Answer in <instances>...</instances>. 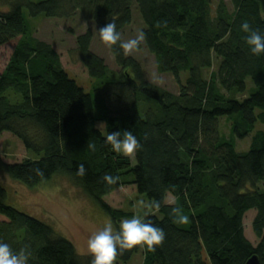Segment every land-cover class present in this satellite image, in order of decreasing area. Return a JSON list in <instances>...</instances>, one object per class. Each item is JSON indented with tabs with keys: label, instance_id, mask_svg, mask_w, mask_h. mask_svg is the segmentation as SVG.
<instances>
[{
	"label": "trees",
	"instance_id": "obj_1",
	"mask_svg": "<svg viewBox=\"0 0 264 264\" xmlns=\"http://www.w3.org/2000/svg\"><path fill=\"white\" fill-rule=\"evenodd\" d=\"M230 1L233 10L224 0H0V47L18 38L0 73V138L9 132L37 155L6 162L0 152V175L30 189L65 176L114 223L135 213L104 198L134 185L152 210L142 218L165 232L154 251L144 249L142 264H245L254 254L264 264V129L247 151H238L236 142L264 125V56L249 52L240 27L248 22L264 34V0ZM133 4L144 22V44L159 71L174 77L177 92L146 81L139 61L118 46L110 50L119 69H111L91 48L92 30L76 38L89 72L88 82L80 83L29 21L80 13L98 30L115 22L124 41ZM222 119L230 135L221 130ZM96 122L105 123L106 134L132 132L141 145L135 165L111 151ZM81 164L83 176L77 174ZM105 174L117 182L107 184ZM8 196L0 180V215L6 217L0 241L29 252L28 264H92L90 254H79L52 225L10 206ZM174 207L189 223L173 222ZM251 209L256 244L245 235ZM140 249L125 250L114 264L127 263Z\"/></svg>",
	"mask_w": 264,
	"mask_h": 264
},
{
	"label": "rangeland",
	"instance_id": "obj_2",
	"mask_svg": "<svg viewBox=\"0 0 264 264\" xmlns=\"http://www.w3.org/2000/svg\"><path fill=\"white\" fill-rule=\"evenodd\" d=\"M216 1L214 0L215 4H217ZM224 1H226L229 9L233 10L232 2L230 0ZM133 5V22L123 30L122 38H124V41L135 38L144 29V22L137 5ZM26 13H28L27 10ZM29 21H31L32 28L35 31V37L52 45L55 51L60 54L63 67L68 73L75 76L80 83L86 84L88 82L89 72H87L83 62L80 61L76 38L86 31L92 30L93 33L92 50L103 58L111 69H119L110 48L106 47L100 40L96 24L83 18L80 13L68 18L40 16L36 19L29 18ZM17 40L18 38L0 47V73L4 70ZM128 55L139 61L145 73L146 81L159 85L166 90L178 91V85L174 77L170 73L159 71L156 59L146 48L144 41L141 42L137 50ZM216 66L217 62L214 63V67L217 69ZM185 76L183 75L182 79L185 80ZM247 82L248 87L251 88V80L248 79ZM221 121V130L230 135V124L225 119ZM96 126L102 130L103 134H106L105 123L96 122ZM258 128L264 129V125L257 123L253 133L243 139L236 138L238 151L248 150L251 138ZM0 152L6 162H19L25 157L35 158L37 156L33 151H26L22 141L9 132L0 138ZM131 159L135 165L136 157L134 156ZM0 180L8 192L7 203L10 206L13 205L20 211L52 225L58 233L73 242L77 252L81 255L89 254L87 240L92 233L104 226L105 221L111 220L114 228H118L119 223L123 220L114 223L110 216L65 176L54 175L51 180L32 189L13 180L6 173H1ZM167 199L168 202H173L171 196H168ZM104 200L114 208H121L128 212L132 211L138 217L152 213L149 199L144 194H139L132 184L121 185L114 192L108 194ZM255 214L256 210L251 209L244 215L245 235L254 244L259 241L252 227ZM5 219L6 217L1 214L0 221ZM143 251L144 248H141L130 261L118 264H142L144 260Z\"/></svg>",
	"mask_w": 264,
	"mask_h": 264
},
{
	"label": "clouds",
	"instance_id": "obj_3",
	"mask_svg": "<svg viewBox=\"0 0 264 264\" xmlns=\"http://www.w3.org/2000/svg\"><path fill=\"white\" fill-rule=\"evenodd\" d=\"M241 30L247 35L244 42L249 52L254 56H264V34L251 28L248 22L241 24ZM99 38L103 44L112 48L118 46L124 54H129L138 49L141 42L145 40V34L140 31L135 38L122 41L121 34L117 30L115 22H109L98 30ZM104 143L110 146L112 152L132 158L141 148L140 143L131 131L107 132ZM37 174L42 175L39 169ZM77 174H85L84 165L78 166ZM102 179L109 185L115 184L117 178L105 174ZM154 207H160L157 202ZM173 222L179 225L189 223V217L179 207L172 209ZM165 239L163 229L154 226L150 221L142 217L133 216L130 219H123L118 228H114L111 220L105 221L104 226L92 233L87 240V251L93 257L92 264H114L118 255L125 250L136 246L146 251H154ZM30 253L25 249L14 252L8 243L0 241V264H28Z\"/></svg>",
	"mask_w": 264,
	"mask_h": 264
},
{
	"label": "water",
	"instance_id": "obj_4",
	"mask_svg": "<svg viewBox=\"0 0 264 264\" xmlns=\"http://www.w3.org/2000/svg\"><path fill=\"white\" fill-rule=\"evenodd\" d=\"M245 264H261V260L258 258L256 254H254L252 255L251 258L248 259V261Z\"/></svg>",
	"mask_w": 264,
	"mask_h": 264
}]
</instances>
